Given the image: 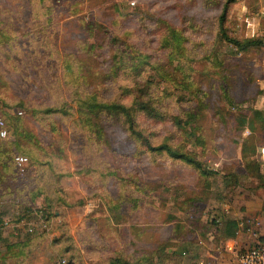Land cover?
Segmentation results:
<instances>
[{
	"label": "rangeland",
	"instance_id": "374dc122",
	"mask_svg": "<svg viewBox=\"0 0 264 264\" xmlns=\"http://www.w3.org/2000/svg\"><path fill=\"white\" fill-rule=\"evenodd\" d=\"M223 1L0 0V115L8 128L0 137V210L9 220L2 231L26 243L23 251L31 247L30 264H57L65 233L96 238L103 255L144 252L145 264H155L159 250L156 264H238L247 241L223 239L211 216L227 208L245 219L240 212L259 202L264 215V160L250 155L264 137V120L252 112L264 108V33L261 44L235 51L219 35ZM259 7L264 0L230 2L225 34L255 36L264 26ZM252 16L259 20L251 29ZM115 48L127 54L119 77L106 74ZM119 83L152 86L162 115H139L142 134L189 151L209 174L145 148L110 115L100 117L96 137L73 107L44 109L62 98L72 104L75 87L111 98ZM8 150L29 157L28 176L14 174ZM46 208L48 217L25 231Z\"/></svg>",
	"mask_w": 264,
	"mask_h": 264
},
{
	"label": "trees",
	"instance_id": "16d2710c",
	"mask_svg": "<svg viewBox=\"0 0 264 264\" xmlns=\"http://www.w3.org/2000/svg\"><path fill=\"white\" fill-rule=\"evenodd\" d=\"M230 2H233V0H224L219 14L217 16V22L219 25V35L229 43L232 44L235 51L244 50L249 46L252 45H259L262 43V40L257 36L251 34L250 36H245L243 38H237L233 36H228L225 34L224 27H223V20L225 18V12L228 4ZM116 50L111 53L110 57V64H112L111 72H106V74L112 76V77H119L118 73H122L120 70V66H123L125 63V58H127V54L125 49L122 48H115ZM125 57V58H124ZM140 60V56H135V60H133L135 63H138ZM136 74L140 73L138 70H134ZM150 85H143L140 86L138 84H124L119 83L117 85H114V92L111 94V98L104 99L102 95H99L98 90L94 89H88L85 88L84 90L80 91L75 87L74 89H71L68 94L69 102L72 104H68L62 98L63 100L61 103L53 104L52 106H48L45 109V111H61L62 113L69 114V110H71V107L74 108V114L76 115V118L79 122L84 124L86 127H90L91 129H94L97 131L96 137H100V131H99V119L100 117L105 115H110L113 117V119L121 120V125L124 127V129L127 130L129 134L134 133L135 136L139 138V143L144 145L145 148H148L153 151H163L168 157L170 158H176L181 159L187 163L193 164L197 169L199 174L201 175H207L209 174V171L205 170L201 162L194 157L189 151L179 149L175 147L174 145H171L165 140H162L156 144L151 143L146 136L142 134V127L141 124L138 121V116L143 115L145 117H148L149 119H158L161 118L162 113L159 111L160 102L159 99L151 94L153 89ZM130 95V97L128 96ZM128 98L127 100H124L123 98ZM262 110L253 108L252 112L254 114H260ZM5 119V118H4ZM173 121L178 125V118L173 117ZM5 127L6 130L8 129L6 126V120ZM250 125V123H249ZM263 125V123L261 124ZM244 151L246 152V146L242 147ZM251 148V154L254 153L255 146L250 145ZM7 152V150H6ZM15 154H22L16 151L8 150V157L10 159V164L12 167V171L17 176H28L27 174V167L30 163L29 157L27 156V166L22 170H18L16 166L13 163V156ZM243 157L250 158V156H246L244 153L242 154ZM255 160L252 158L251 163ZM2 165V164H1ZM258 166V163H257ZM3 183H0V197H1V189ZM1 199V198H0ZM50 203H47L46 205H49ZM55 213V214H54ZM58 215V212H53V215ZM2 211L0 210V224L2 220ZM41 215L43 218L48 217V211L47 208L45 209L44 213ZM211 222L217 225V221L215 220V216H211ZM237 218L230 217V216H224L221 218L219 230L220 235L223 239L231 238L235 235L237 231ZM65 226V225H64ZM2 227L0 225V239L4 240L1 236ZM96 238H93L90 240V242H87L83 240L82 237L72 238L68 236V234L65 233V236L63 237L64 243L60 246V253H59V261L56 259L55 262L60 264H84L81 258V252L79 244H81V247L83 248L84 252H90L91 254H96L97 256H103L106 260V264H145V253L142 252L141 254H134L133 256L125 255L122 252L116 253L113 251V249H109L108 252L103 255L100 253L102 247V244H99L98 241L94 240ZM4 243V242H3ZM250 243V242H249ZM248 243V244H249ZM26 243H16L15 245L11 246L7 250V255H4L6 257L15 258V261L13 264H30V260L32 258V249L30 246H27L26 249L23 251L24 247L23 245ZM8 246V245H7ZM14 247V248H12ZM162 250V246L159 247ZM246 248V247H245ZM244 248V249H245ZM93 249V250H92ZM243 249V250H244ZM98 253H96V252ZM183 250H180L178 253H181ZM21 253V255H19ZM154 261L153 263L156 264V261L162 262V254L157 252L154 255ZM34 259V258H33ZM61 260H63L61 262Z\"/></svg>",
	"mask_w": 264,
	"mask_h": 264
},
{
	"label": "built area",
	"instance_id": "2783aa9c",
	"mask_svg": "<svg viewBox=\"0 0 264 264\" xmlns=\"http://www.w3.org/2000/svg\"><path fill=\"white\" fill-rule=\"evenodd\" d=\"M248 25L252 29L256 23L254 16L250 17L248 20ZM17 114L21 113L20 109L16 110ZM6 135L5 122L0 115V137ZM260 152H264V147L259 148ZM27 156L23 154H15L13 156V163L16 168L22 171L27 166ZM225 209V208H224ZM9 220L7 218H2L1 227H6L9 225ZM43 222L41 214H37V219L34 221H27L25 226V231L30 232L33 230L36 223L41 224ZM16 226V224H13ZM237 231H242L247 234L250 238V243L244 250L240 252H234V247L230 243H226L225 248L227 251L236 253L235 259L238 264H264V226H262L259 218L248 217L245 219L237 220ZM63 260H61L62 262ZM196 264H209L202 259H199Z\"/></svg>",
	"mask_w": 264,
	"mask_h": 264
},
{
	"label": "crops",
	"instance_id": "0c3cea01",
	"mask_svg": "<svg viewBox=\"0 0 264 264\" xmlns=\"http://www.w3.org/2000/svg\"><path fill=\"white\" fill-rule=\"evenodd\" d=\"M263 12H264V10L262 9V7H259L257 9L256 13H258L259 14L258 17L261 18L263 16L262 15ZM254 18L256 21L255 25H257L259 19L256 16H254ZM255 31H256L255 35H257L261 32L264 33V26H261V25L257 26L255 28ZM251 34H253V33H251ZM261 65L263 66V69H264V53L261 57ZM263 85H264V83H263ZM260 110H262L260 113V116L264 120V108H262ZM262 119H259V120H262ZM262 123L263 122L261 121V124ZM263 128H264V125H263ZM263 136H264V134H263ZM254 146H255V151H254L255 155L258 156L260 159L264 160V152L262 153L259 151L260 147H264V137H263V141L260 144H258L257 146H256V144H254ZM261 206H262V202H259L257 205H253V206L247 205L245 207V209L243 211H241L240 213L241 214L246 213L250 217L254 216V217L259 218L262 226H264V215H262L263 213H262ZM235 213H237V212H235ZM255 213H256V215H255ZM227 214H228V209L225 208V209H223V213L221 214V216L216 217L215 220L220 222L219 220L221 218H223L224 216H230V217L237 218L236 216H234L235 214H232V215H227ZM1 236L3 237L4 240L0 239V264H13L15 261V258H11L10 256L9 257L4 256V255H7L6 246L8 245V247H11V246L15 245L16 243H21L22 241H18L17 237H13V239H12L11 234L8 235V234L4 233L3 231L1 232ZM231 240H233L235 243H238V244H243V242H246V241H247V243L250 242V238L247 234L239 233L238 231H236V233L233 237L226 238V241H231ZM77 244H79L80 252L82 254L81 258H82V261L84 264H106V260L103 256H97L96 254H91L90 252H88V253L84 252L83 248L81 247V244L78 242H77Z\"/></svg>",
	"mask_w": 264,
	"mask_h": 264
}]
</instances>
